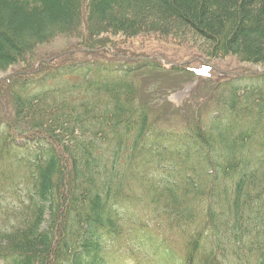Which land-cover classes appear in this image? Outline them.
I'll use <instances>...</instances> for the list:
<instances>
[{
  "label": "trees",
  "instance_id": "16d2710c",
  "mask_svg": "<svg viewBox=\"0 0 264 264\" xmlns=\"http://www.w3.org/2000/svg\"><path fill=\"white\" fill-rule=\"evenodd\" d=\"M182 27L207 62L264 64V0H0V197L18 179L0 264H128L118 239L144 225L123 219L144 211L182 236L176 255L143 229L148 264H264V90L221 79L207 112L180 114L152 76L188 63L116 57L141 35L185 45ZM67 34L80 59L39 56Z\"/></svg>",
  "mask_w": 264,
  "mask_h": 264
},
{
  "label": "rangeland",
  "instance_id": "374dc122",
  "mask_svg": "<svg viewBox=\"0 0 264 264\" xmlns=\"http://www.w3.org/2000/svg\"><path fill=\"white\" fill-rule=\"evenodd\" d=\"M151 25L160 26L158 24ZM67 36L68 38L60 36L56 39H53L49 46L40 45L39 48L41 46L42 48L39 49V56L45 55L46 53L48 54L51 52H58L66 49V51L72 52L70 54H72L71 56L73 60L80 59L82 55L77 53L78 49L74 48V45L76 44V42H78V40L73 37L74 34H67ZM177 37L183 38L186 42V46L183 44L184 42H179L178 39L172 36L162 37L157 33L141 35L135 37L134 39H129L123 43H120V46L118 45V51L120 52L116 53V57H131L133 60H136L145 56H157L159 59L158 62H161L165 68H167V63L164 62H168V60L171 62L176 61L178 63H188V65H190V72H192L194 75L190 74V76H186L183 75L184 73L179 75H176L174 73H165L154 77L152 76V79H156L158 80V83H161V86L156 87V92L157 90H162V94L166 93L165 95L160 96L162 98L161 100L166 98V101L174 108H183V112H179L180 114H188L189 112L195 110H202L203 112H207L210 106V99L212 100L217 95L218 84L221 83V79H233L236 82H243L245 80L248 82L247 84H250L253 81L251 85H254V87L251 91L254 94H256L258 90H264V84L261 82L259 83V81H255L254 78L256 76H264L263 63H244L242 61H239L236 56L218 57L215 60L209 61V63L205 59H203L201 55H198L199 53L197 51L189 48L195 45L209 49L208 45L205 44V41L202 40L194 32H192L190 28L182 27L181 30L177 31ZM72 50L74 51V56ZM98 53L102 54L104 52L100 51ZM104 54L105 58H108L110 56L109 53ZM113 55H115V53ZM87 57L91 58L89 56ZM202 63L210 64L208 65L209 71H206L202 68ZM209 78L210 80H208ZM212 79L218 80L214 82L211 81ZM260 81H262V79ZM148 82H150V80ZM163 83L167 84L166 91L163 90ZM243 86L245 85L242 84L239 92L242 91ZM5 109L6 108H4L2 110L3 112L1 113H4ZM167 112L168 111L159 112L161 118H164L165 116L168 117ZM179 120L175 119L174 121H172L171 119L170 125L163 127L172 129V126H175ZM162 122L163 121H161L160 125L162 124ZM7 188L9 189V191L5 196L6 198H9L11 191L18 188V179L15 180ZM6 198L0 197V209H4V207H7V205L9 204ZM135 213L136 217H133L130 214V216L125 217L123 221L127 223V225H130L132 224L130 223L131 217L137 220L136 222H138V224H141L143 221L142 224L144 226L136 227L135 232H133L131 235L132 240H129V245H126V241L124 240V238H126L127 236L126 232L128 230H126L125 233L122 234V236L118 239V247L115 250L116 254L122 257V261H125L128 264H148L149 262H158V257L148 258L145 256L146 252L143 248L137 249L135 247V243L138 242V240H143V236L141 235V233H143V229L144 237H146L147 234H151V237L154 239V243L160 245L165 250L167 249L169 251L175 252L176 255L180 254L182 236L177 229L171 228L166 220L160 221V219H157L154 215L148 212L144 211Z\"/></svg>",
  "mask_w": 264,
  "mask_h": 264
}]
</instances>
